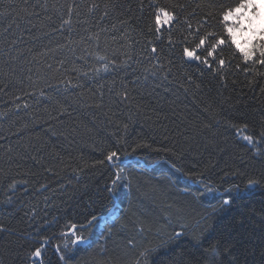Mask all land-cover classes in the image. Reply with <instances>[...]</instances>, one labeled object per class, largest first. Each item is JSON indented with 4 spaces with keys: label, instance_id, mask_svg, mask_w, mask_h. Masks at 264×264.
<instances>
[{
    "label": "trees",
    "instance_id": "obj_1",
    "mask_svg": "<svg viewBox=\"0 0 264 264\" xmlns=\"http://www.w3.org/2000/svg\"><path fill=\"white\" fill-rule=\"evenodd\" d=\"M241 3L0 0V264H264V56L222 18Z\"/></svg>",
    "mask_w": 264,
    "mask_h": 264
},
{
    "label": "snow or ice",
    "instance_id": "obj_2",
    "mask_svg": "<svg viewBox=\"0 0 264 264\" xmlns=\"http://www.w3.org/2000/svg\"><path fill=\"white\" fill-rule=\"evenodd\" d=\"M248 7H255V4L253 3V0H242V3L240 4L239 7L235 8V9H232V8H229L227 9L224 13H223V21L225 22L226 24V28H225V31L229 34V37L231 38L232 40V44L235 45L237 48H239V44H237L236 40L234 37L231 36L232 32H233V27L232 26H228L227 25V22L230 20V18L232 19H235L236 21H239L240 20V17L239 16H234L233 13H240L242 9H246ZM256 16V19H259V12H256L254 14ZM174 19V16L172 14H170L168 11H166L165 9H159L157 10L156 14H155V23H156V31L159 32L161 27L164 25V24H168L170 23L172 20ZM252 21L250 20L249 21V24H251ZM256 33L254 32L253 35H255ZM260 35L262 37H264V31H262L260 33ZM208 36H211V34H208ZM208 36H203L199 39V42L198 44L196 45V48H200L202 46H205L208 42ZM220 44H224V39L223 38H220L218 40H216V43L214 44H211V45H208V48H207V56L209 57H212L215 55V52H216V46ZM152 51L155 52L156 51V48L153 47L152 48ZM242 53L245 55V57H247L250 53L248 52H245L243 49H241ZM183 55L189 59H193V60H200L201 57L200 55L197 53L196 49H190L188 47H185L184 50H183ZM260 55L261 56H264V44L261 45V51H260ZM205 64H208L209 67H211V64L208 63V60L205 58L204 61H203ZM262 63H264V61H261ZM219 63L221 65H223L225 63V61L223 59H221L219 61ZM247 127V126H245ZM245 140L249 141V143L252 142V138L251 136L249 135H245L243 137ZM118 155L117 152L115 151H112L108 154L107 156V159L108 161H113L114 158H116ZM117 179H119V177H117ZM115 181L113 182V185L115 186ZM108 191L110 193H113V189H108ZM114 194V193H113ZM225 203H229V201H225ZM93 222H98L97 221V217L93 214L91 216V218L89 219L88 223L91 224ZM75 231V229H74ZM74 243H76L77 245L79 244H82V243H87V241L85 240V238L83 236H76V239L74 241ZM33 257L34 258H41L42 257V248L41 247H37L34 249L33 253H32ZM61 260H64V256H61L60 257ZM33 264H38V260L37 259H33Z\"/></svg>",
    "mask_w": 264,
    "mask_h": 264
},
{
    "label": "rangeland",
    "instance_id": "obj_3",
    "mask_svg": "<svg viewBox=\"0 0 264 264\" xmlns=\"http://www.w3.org/2000/svg\"><path fill=\"white\" fill-rule=\"evenodd\" d=\"M253 3L255 4L254 8L248 7L242 9L240 13H233L234 16L240 17L239 21L230 18L227 22L228 26L233 27L231 36L235 38L240 47L237 48L235 45L234 46L241 52L246 60L251 59L254 51L258 50V48L264 44V37L260 35V33L264 31V0H253ZM256 12H259V19H256L254 15ZM250 20L252 21L251 24H249ZM254 32L256 33L255 35H253ZM241 49L250 54L245 57Z\"/></svg>",
    "mask_w": 264,
    "mask_h": 264
},
{
    "label": "water",
    "instance_id": "obj_4",
    "mask_svg": "<svg viewBox=\"0 0 264 264\" xmlns=\"http://www.w3.org/2000/svg\"><path fill=\"white\" fill-rule=\"evenodd\" d=\"M130 161V160H129ZM129 161H127V162H129ZM71 231H73V229L71 230ZM71 231L69 232V233H71ZM34 259V258H33Z\"/></svg>",
    "mask_w": 264,
    "mask_h": 264
}]
</instances>
